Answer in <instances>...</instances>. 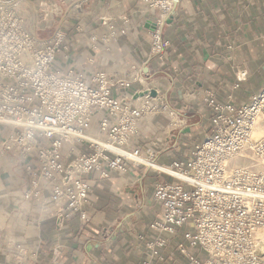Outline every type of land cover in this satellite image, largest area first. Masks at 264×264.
<instances>
[{"label":"built area","instance_id":"2783aa9c","mask_svg":"<svg viewBox=\"0 0 264 264\" xmlns=\"http://www.w3.org/2000/svg\"><path fill=\"white\" fill-rule=\"evenodd\" d=\"M143 1L156 12L158 26L175 2ZM45 4L51 5L39 1ZM29 9L27 0H0V134L7 132L0 146L14 151L19 161L29 158L24 165L28 188L19 202L35 200L48 189L49 202L64 212L56 215V223L70 214L86 221L92 187L85 175L102 167L127 172L143 166L168 178L151 184L155 207L149 236L139 234L145 253L140 264H264V133L255 135L264 125V88L240 105L205 95L207 135L190 145L183 160L160 163L151 146L142 153L133 143L140 120L155 116L163 99L148 93L114 95L130 82L114 81L101 71L61 73L54 59L64 33L37 38L29 27ZM61 13L60 5L51 11L56 17ZM161 48L155 33L152 51ZM93 116L97 134L86 131ZM234 159L246 163L232 164ZM2 255L17 257V264H38L35 248L0 237Z\"/></svg>","mask_w":264,"mask_h":264},{"label":"crops","instance_id":"0c3cea01","mask_svg":"<svg viewBox=\"0 0 264 264\" xmlns=\"http://www.w3.org/2000/svg\"><path fill=\"white\" fill-rule=\"evenodd\" d=\"M69 1L63 14L50 19L51 35H39L49 39L56 30L64 33L54 66L61 73L101 71L130 82L114 95L154 89L167 111L140 120L133 146L142 153L151 146L160 163L183 160L190 145L204 137L198 134L209 127L205 95L240 105L264 88V0H175L159 26L156 12L143 0L63 2ZM155 33L162 43L159 52L152 51ZM86 131L98 133L95 116ZM6 136L0 134V141ZM28 160L19 161L0 146L2 240L35 248L38 264H140L145 253L139 234L149 236L153 218L151 184L168 175L151 174L143 166L127 172L102 167L84 177L92 187L84 206L88 220L70 214L56 223L63 211L49 202L48 189L19 202L28 188ZM17 260L0 256V264Z\"/></svg>","mask_w":264,"mask_h":264},{"label":"rangeland","instance_id":"374dc122","mask_svg":"<svg viewBox=\"0 0 264 264\" xmlns=\"http://www.w3.org/2000/svg\"><path fill=\"white\" fill-rule=\"evenodd\" d=\"M28 2H29V10H31L30 11V16H29V20H30V23H29V27H30V30L35 34V36L37 37V38H39V39H42V38H40L39 37V35L40 36H42V37H44V36H46L47 34L50 36L51 35V32H52V27H51V24H50V19L52 18L53 20H54V18L56 17V16H54V15H52L51 14V11H53V9L55 8V6H57V5H60L61 6V9H62V14H63V10L65 9V5H68V4H71V1H69L68 3H64L63 1H66L67 2V0H45L46 2H49V3H51V5H48V4H45L44 6H39V1L40 0H27ZM64 3V4H63ZM27 3H25V5H26ZM63 4V5H62ZM28 6V5H27ZM34 10L36 11V12H34ZM33 11V12H32ZM44 11H45V13H44ZM52 15V16H51ZM55 21V20H54ZM43 25H48L49 27H51V28H48V29H50V30H48V31H46L45 33L44 32H39V30H38V26H43ZM46 34V35H45ZM164 103V102H163ZM164 108V109H163ZM162 109H159L158 110V113L159 112H161V111H167V108H166V106L164 105V107H163ZM171 110V109H170ZM169 113V112H168ZM173 117L175 118V119H177V120H180V117L179 118H177L175 115H173ZM154 118V117H153ZM203 129L205 130L204 132H202V131H200L199 132V136H201V138H202V135L204 134V136H206L207 135V133H208V126H203ZM257 131H259L258 133H255V135L257 136V135H260V134H262V133H264L263 131H264V125H262V126H260L259 128H258V130ZM256 131V132H257ZM262 132V133H261ZM260 133V134H259ZM197 139V138H196ZM246 163V161L245 160H238V159H234V160H232V164H236V165H238V164H245ZM132 171V170H131ZM167 171V170H166ZM168 172H170L169 170H168ZM151 174H158V175H161V177H164L163 175H167L166 173H164V172H157V171H151L150 172ZM153 176V175H152ZM149 199L151 200V198H150V195H149ZM150 203H151V205H150V207L152 206V212H153V208L155 207V204H152V202L150 201Z\"/></svg>","mask_w":264,"mask_h":264},{"label":"water","instance_id":"95a60500","mask_svg":"<svg viewBox=\"0 0 264 264\" xmlns=\"http://www.w3.org/2000/svg\"><path fill=\"white\" fill-rule=\"evenodd\" d=\"M146 93H148L149 96H152V97L157 95V92L154 89H145L143 91L138 92L137 94H134V97L135 96H141V95L146 94Z\"/></svg>","mask_w":264,"mask_h":264},{"label":"bare ground","instance_id":"6f19581e","mask_svg":"<svg viewBox=\"0 0 264 264\" xmlns=\"http://www.w3.org/2000/svg\"><path fill=\"white\" fill-rule=\"evenodd\" d=\"M259 131H257L256 133H258ZM264 132V131H263ZM262 133V132H261ZM260 134V133H259ZM143 161L145 162V163H147V164H149V166H151L152 168H160V169H164V168H162V167H160V166H158V165H156V164H153V163H151L150 161L148 162L146 159H143ZM260 233L261 234H264L263 233V231H261L260 230Z\"/></svg>","mask_w":264,"mask_h":264}]
</instances>
